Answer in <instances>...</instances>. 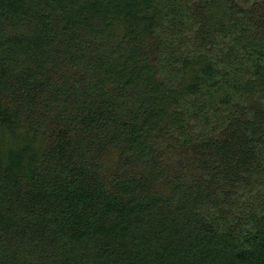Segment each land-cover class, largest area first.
Segmentation results:
<instances>
[{"label": "trees", "instance_id": "16d2710c", "mask_svg": "<svg viewBox=\"0 0 264 264\" xmlns=\"http://www.w3.org/2000/svg\"><path fill=\"white\" fill-rule=\"evenodd\" d=\"M0 264H264V0H0Z\"/></svg>", "mask_w": 264, "mask_h": 264}]
</instances>
